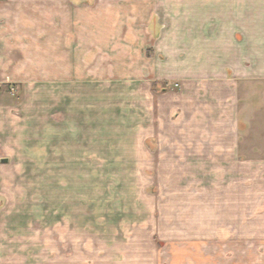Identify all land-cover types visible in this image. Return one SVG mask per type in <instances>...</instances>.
Wrapping results in <instances>:
<instances>
[{
	"label": "rangeland",
	"instance_id": "rangeland-1",
	"mask_svg": "<svg viewBox=\"0 0 264 264\" xmlns=\"http://www.w3.org/2000/svg\"><path fill=\"white\" fill-rule=\"evenodd\" d=\"M144 1L155 5L157 27L178 39L173 46L192 55L200 36L213 52L218 11L225 22L226 12L244 10V0ZM247 3L264 19V0ZM21 78L0 84V264L230 259L220 242L232 237L214 234L222 215L213 158L198 155L199 123L185 120L198 113L192 88L134 75Z\"/></svg>",
	"mask_w": 264,
	"mask_h": 264
},
{
	"label": "crops",
	"instance_id": "crops-1",
	"mask_svg": "<svg viewBox=\"0 0 264 264\" xmlns=\"http://www.w3.org/2000/svg\"><path fill=\"white\" fill-rule=\"evenodd\" d=\"M249 1L239 13L226 12L225 22L218 11L213 52L200 36L192 55L157 27L148 1L0 0V84L31 74L60 84L134 75L193 89L198 113L185 120L199 123L197 153L212 157L217 172L222 216L214 234L232 237L220 242L230 259L215 264H264V144L250 143L264 140V19Z\"/></svg>",
	"mask_w": 264,
	"mask_h": 264
},
{
	"label": "water",
	"instance_id": "water-1",
	"mask_svg": "<svg viewBox=\"0 0 264 264\" xmlns=\"http://www.w3.org/2000/svg\"><path fill=\"white\" fill-rule=\"evenodd\" d=\"M1 161H2V162H6L7 159H6V158H2Z\"/></svg>",
	"mask_w": 264,
	"mask_h": 264
}]
</instances>
